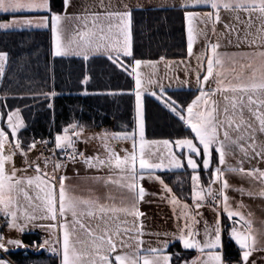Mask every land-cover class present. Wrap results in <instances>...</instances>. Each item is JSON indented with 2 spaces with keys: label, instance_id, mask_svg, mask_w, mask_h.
Wrapping results in <instances>:
<instances>
[{
  "label": "snow or ice",
  "instance_id": "snow-or-ice-1",
  "mask_svg": "<svg viewBox=\"0 0 264 264\" xmlns=\"http://www.w3.org/2000/svg\"><path fill=\"white\" fill-rule=\"evenodd\" d=\"M71 6L72 0H61L62 11H57L53 0H0V13L22 14L0 22V30L50 26L54 57L76 55L87 61L91 55H105L135 80V128L131 132L105 130L83 138L84 126L74 121L55 134L51 156L41 153L36 160H29L28 153L37 143L47 145L50 141L33 138L26 143L20 135L26 128L22 110L9 105L7 96L3 97L0 101L3 226L24 233L31 225L47 231L50 237L55 236L56 239L35 246L46 247L60 257L61 264H229L224 252L225 235L229 244L234 242L238 246L240 258L235 264H250L255 251H264V229L254 227L253 214L242 211L246 207L242 202L235 208L232 206L227 194L232 185L227 176L236 174L259 185L257 191L242 187L233 190L264 199V168L258 166L264 163V0H184L181 7L187 22L188 57L195 56L197 61L199 90V95L186 108L171 97L165 98L164 87L158 80L145 81L141 66L155 67V62L136 59L133 55L134 9L125 5V10L115 11L111 4L101 0L102 12L69 15L67 9ZM69 22L76 23L70 38ZM210 34L215 42L209 38ZM201 36L205 48L195 54L193 45ZM224 46H234L237 51L221 53L219 49ZM123 58H132L133 62L125 64ZM8 61L9 54L0 51V79L5 76ZM171 63L166 62V66ZM201 68L205 70L202 76ZM88 80L85 76L82 82L87 84ZM146 83L159 87V94L153 91L151 95L162 100L190 129L189 136L161 141L145 139L142 97ZM42 95L47 99L56 93ZM47 107L54 108L52 103ZM91 139L101 142L105 155L87 156L77 150L78 141L87 143ZM113 141H131V151L123 149L124 154L120 155L114 150ZM153 145L157 146L155 150ZM237 152L240 155L237 165L229 164V156H236ZM18 154L23 157V168L16 166ZM252 161L257 166L245 169L244 163ZM185 162L192 173L191 204L178 198L164 179L156 175L158 171L183 168ZM67 163H83L88 170L106 172L81 179L106 189L114 188L120 193L119 198L109 191L102 201L91 187L86 195L78 194L75 186L66 183L68 176L57 175L66 170ZM28 169L35 174L27 175ZM201 172L209 174L207 185L202 182ZM76 175L79 176L78 171ZM146 178L158 182L168 194L162 199H168L172 205L176 229L171 233H152L158 238L156 246L144 248L141 217L145 213L139 205L150 195L141 183ZM213 185L218 188L214 189ZM205 206L214 213L211 225L200 211ZM222 216L228 223L222 221ZM202 221L201 231L197 226ZM57 231L62 233V238ZM174 242H179L184 251L195 250L197 255L188 259L180 251L171 252ZM23 247L27 246L22 240L6 238L0 230L3 254L0 264H12L7 255L11 249Z\"/></svg>",
  "mask_w": 264,
  "mask_h": 264
},
{
  "label": "trees",
  "instance_id": "trees-1",
  "mask_svg": "<svg viewBox=\"0 0 264 264\" xmlns=\"http://www.w3.org/2000/svg\"><path fill=\"white\" fill-rule=\"evenodd\" d=\"M57 11H62L61 0H53ZM9 16H0L7 20ZM133 55L140 60L181 59L186 57V32L184 10L136 11L132 23ZM0 51L9 54L5 76L1 83L0 101L19 107L26 128L20 135L26 143L33 138L49 140L54 147L55 134L71 122H79L84 130L110 129L112 132L135 128V84L127 71L106 58H57L52 54V34L47 30L0 31ZM132 58L126 64H131ZM88 76L87 84L82 81ZM55 92L46 99L43 93ZM183 107L197 96L194 91H176L165 94ZM25 97V99H18ZM52 103L54 108L47 105ZM145 136L150 140H175L189 136L188 129L156 97L144 98ZM191 170L160 174L165 183L181 199L191 194ZM207 185L209 174L201 172ZM39 234L27 233L22 241L35 246ZM225 256L229 264L240 258L238 247L229 244L224 236ZM171 252L180 251L191 259L193 252L184 251L175 244ZM7 258L13 264H60L57 256L46 251L18 250Z\"/></svg>",
  "mask_w": 264,
  "mask_h": 264
},
{
  "label": "crops",
  "instance_id": "crops-1",
  "mask_svg": "<svg viewBox=\"0 0 264 264\" xmlns=\"http://www.w3.org/2000/svg\"><path fill=\"white\" fill-rule=\"evenodd\" d=\"M103 2L105 4H111L112 10H115V11L125 10L124 8L125 5H127L128 8L130 9H134L133 12L184 10L181 7L184 0H103ZM100 3H101V0H72V6L69 7L67 11L69 15H73V14L84 15L86 13H91L93 11L102 12L103 9L99 7ZM20 15L22 14H15L14 16L13 14L0 13V16H9L7 20H11L13 18L19 17ZM26 15H34V14H26ZM3 21H6V20H1L0 22H3ZM104 23L106 24L107 22H104ZM184 23H185V32H186V57L181 58V59H166L165 58L164 61H161V59L143 60V61L155 62V67H151L148 65H142L140 71L142 72L145 81H147V79L149 78L158 80L159 84L164 87L165 94L169 92H176V91H194V92H197V95H199L198 85L196 83V71H195L197 68V61L195 59V56L191 58L188 57L187 22L185 20V16H184ZM74 27H76L75 22L68 23L67 28L69 32V38L73 34L72 30ZM198 27H202V26H198ZM47 29L51 31L50 26L48 28H24V29H15V30H47ZM15 30H7V31H15ZM0 31H5V30H0ZM209 38L213 42H215V37L211 36V34ZM222 43L226 45V42L222 41ZM132 47H133V35H132ZM204 48H205L204 38L202 36L197 37L196 42L193 45V52L195 54H199ZM244 50H247V49L245 48ZM219 51L221 53H232V52L237 51V49L234 46H224L221 49H219ZM52 54H53V38H52ZM97 57L107 59V57L102 54L91 55L89 59L97 58ZM57 58L83 59L82 56H76V55H69V56L57 57ZM127 59L128 58H123L125 64L127 63ZM181 61L183 63H181ZM166 62H172V63L166 66ZM200 72H201V76L205 74L204 68H201ZM134 84H135V80H134ZM135 90H136V86H135ZM135 90H134V95H135ZM153 91L159 94V87L155 84L148 85L146 83L145 91L143 93L142 98L144 99L146 96L151 95V92ZM215 98L217 100L220 99L219 96ZM105 130L112 132L110 129H101V130H96V131L84 130L83 138L92 137L94 134L102 133ZM145 139L147 141H153V140L147 139L146 136H145ZM138 140L139 138L137 137V142ZM161 140H165V139H158L157 141H161ZM77 144L84 147L85 155L87 156H94L97 154H100L102 156L105 155L101 142L98 139L88 140L87 143L81 140V141H78ZM112 145L114 147V150L118 152L120 155L124 154L122 151L123 149H128L129 151H131V147H132L131 141H128V142L113 141ZM151 147L153 148V150H155L157 146L153 145ZM239 159H240V155L237 152L236 156H229L228 163L232 165H237V161ZM243 166L245 169H248L250 167L257 166V162L256 161H252L251 163L245 162ZM258 166L261 168H264V163H260ZM18 168H23V166L18 167ZM185 169H188L186 162L183 168H180V169L172 168L170 170L166 169L163 172L158 171L156 172V175L161 176L160 174L162 173L172 172V171H181ZM77 171L79 172V176L76 175ZM61 174L66 175L70 178L68 181H66V183L75 186L78 194L83 193L86 195L87 189L91 187L94 189L95 195L100 196L102 201L106 193L109 191H111L112 194L116 195L118 198L120 196V193L114 188L106 189L103 185H95V184H92L91 181L81 179L83 177L107 174L106 172L98 173L95 170H88L86 169V166L83 163H76V164L70 163L67 165L66 170L59 172V175ZM227 178H228L229 184L232 185V189H229L227 192L228 196L231 198L232 206L235 208L240 202H242L244 205H246V207L242 209V211L245 214H247L248 212H251L253 214L254 227L258 229H264V223H262L264 222V199L258 198V197L252 198L246 194L241 195L240 192L233 190V189L242 187L246 190L250 189L253 191H257L259 189V185H253L252 183H250L248 179L243 178L236 174H228ZM141 183L143 187L146 189V191L150 193V195L145 197V202H142L139 205L140 211L145 213V216L141 217V220L143 221V225H144L143 231L145 233L142 239L145 241V244L143 245V247L147 248L149 245L156 246L158 238L155 235H151L152 233L163 234L165 232L171 233L175 231L176 219H175V216L173 215L172 205L168 202V199H162V197H166L168 195L162 190V186L158 182L154 180H149L147 178L143 180ZM212 187L215 189V188H218V185H213ZM181 200L189 204L192 203L190 198L188 200H183V199ZM179 211L180 209L178 208L177 213ZM200 211L203 213L204 219L207 220L209 225H211L214 221L213 211L208 206H205ZM221 218L224 223H228V221L226 220V217L222 216ZM129 220L131 221V218H129ZM197 227L202 231L203 221ZM2 232L5 233L6 231L2 230ZM27 233H33V232H30L27 230L26 232L22 234L21 240H22L23 235ZM41 233H45L47 235V238L50 239V236L45 231ZM41 233H38V234L40 235ZM61 235L62 233H60V237ZM163 238L164 237L161 235L160 239H163ZM175 244L179 245L182 248L179 242H174L173 245ZM24 245L26 244L24 243ZM26 246L31 251H33L36 248L34 246L33 247L29 245H26ZM22 250H26V249H22ZM10 252H13V251H10ZM46 252H48L49 254H52L49 251H46ZM187 252H193L194 256L197 255L195 250H190ZM253 261L255 262V264H264V251H255L250 257V264H252ZM59 263H60V259H59Z\"/></svg>",
  "mask_w": 264,
  "mask_h": 264
},
{
  "label": "rangeland",
  "instance_id": "rangeland-1",
  "mask_svg": "<svg viewBox=\"0 0 264 264\" xmlns=\"http://www.w3.org/2000/svg\"><path fill=\"white\" fill-rule=\"evenodd\" d=\"M15 30V29H14ZM6 67H7V65H6ZM6 67H5V71H6ZM2 80H3V78L2 79H0V89H1V83H2ZM143 99V98H142ZM143 103H144V99H143ZM54 146V145H53ZM81 146V145H80ZM82 147V146H81ZM82 150H84V147H82ZM84 152H85V150H84ZM33 154V153H32ZM30 157H32V155L30 156ZM21 160H23V157L22 156H20L19 154L15 157V163H16V166L17 167H21V166H24V165H22V161ZM32 160H36V158H34V159H32ZM20 175H23L24 173H19ZM35 173H34V171L32 170V169H28V171H27V175H34ZM43 223H49V222H47V221H45V222H43ZM0 230H4V231H6L5 233H3L4 235H5V237L6 238H13V239H20L21 240V236H22V234L23 233H18V232H16V231H9L6 227H4L3 226V217L2 216H0ZM28 231H30V232H33V233H41V232H44L45 230H42V229H40V228H34V227H32L31 225L29 226V230ZM48 235H49V233L47 232V231H45ZM59 231H57V235H59L60 236V233H58ZM61 238H62V235H61ZM50 239H56V237L55 236H53V237H50ZM22 249H28L29 250V248H27V247H23V248H19V249H16V248H13V249H11V251H18V250H22ZM34 250H36V251H38V250H40V251H48L47 250V248L45 247V248H38V249H34ZM58 258L60 259V257L58 256ZM60 263H61V261H60Z\"/></svg>",
  "mask_w": 264,
  "mask_h": 264
},
{
  "label": "built area",
  "instance_id": "built-area-1",
  "mask_svg": "<svg viewBox=\"0 0 264 264\" xmlns=\"http://www.w3.org/2000/svg\"><path fill=\"white\" fill-rule=\"evenodd\" d=\"M40 141V140H39ZM76 147H77V150L79 151V152H83L84 154H85V152H84V150H82V147L79 145V144H77L76 145ZM53 147L52 146H50V145H44V144H40V143H37V145H36V148L35 149H33V150H31L29 153H28V159L29 160H32V159H34V158H37V157H39L40 155H41V153H43L45 156H51L52 155V153H51V149H52ZM33 153V154H32ZM32 155V157H30ZM66 159V158H65ZM77 159L79 160V159H81L80 157H77ZM22 161V165H24V160H21ZM41 163V167L43 168L44 167V165H43V162L41 161L40 162ZM68 164H70V163H67V165ZM24 167V166H23ZM49 172H51V170H52V166H51V164L49 165ZM57 175H59V172L57 173ZM210 203V202H209ZM48 238H47V235L45 234V233H41L40 234V238H39V244H42L43 243V241L44 240H47ZM37 248H39V247H36L35 249H37ZM0 255L1 256H3V254L2 253H0Z\"/></svg>",
  "mask_w": 264,
  "mask_h": 264
}]
</instances>
